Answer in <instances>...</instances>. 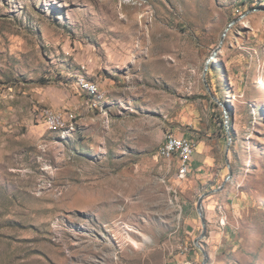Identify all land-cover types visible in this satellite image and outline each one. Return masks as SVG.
Masks as SVG:
<instances>
[{
  "label": "rangeland",
  "instance_id": "rangeland-1",
  "mask_svg": "<svg viewBox=\"0 0 264 264\" xmlns=\"http://www.w3.org/2000/svg\"><path fill=\"white\" fill-rule=\"evenodd\" d=\"M0 264H264V0H0Z\"/></svg>",
  "mask_w": 264,
  "mask_h": 264
},
{
  "label": "built area",
  "instance_id": "built-area-1",
  "mask_svg": "<svg viewBox=\"0 0 264 264\" xmlns=\"http://www.w3.org/2000/svg\"><path fill=\"white\" fill-rule=\"evenodd\" d=\"M52 123L57 124L55 121H52ZM73 123H75L74 120ZM165 135H167V144H160V148L166 159L173 155H180V166L177 176L183 178L191 169V159L195 152L196 142L194 140H185V135H175L171 132H167Z\"/></svg>",
  "mask_w": 264,
  "mask_h": 264
},
{
  "label": "bare ground",
  "instance_id": "bare-ground-1",
  "mask_svg": "<svg viewBox=\"0 0 264 264\" xmlns=\"http://www.w3.org/2000/svg\"><path fill=\"white\" fill-rule=\"evenodd\" d=\"M80 85L84 90L87 91L86 93L92 94V93L96 92V86L89 81L80 80ZM41 116L43 117L42 119L49 129L64 128L65 126H67L63 114L57 110L52 109V108L44 107L42 112H41ZM52 121H55L57 124H53ZM185 140H193V139L185 136ZM161 144H167V135L165 136V138ZM157 156L160 158L166 159V156H165V154H163V151L160 148V146L158 147V150H157ZM172 157L178 158V166H180V155H173L170 158H172ZM251 159L252 158L249 155V163L251 162ZM249 163H248V165H249Z\"/></svg>",
  "mask_w": 264,
  "mask_h": 264
},
{
  "label": "water",
  "instance_id": "water-1",
  "mask_svg": "<svg viewBox=\"0 0 264 264\" xmlns=\"http://www.w3.org/2000/svg\"><path fill=\"white\" fill-rule=\"evenodd\" d=\"M232 22H230L229 24H228V26L231 24ZM228 28V27H227ZM226 28V29H227ZM221 42V41H220ZM214 54V52H212V54L210 55V57L207 59V61H206V63H205V69L207 68V64H208V61H209V59L212 57V55ZM208 89V88H207ZM215 101H217L218 102V100H217V98L215 97V96H211ZM224 115L226 116V110L224 109ZM225 160L227 161V157H226V155H225ZM221 187H222V185L221 186H219V187H217V188H215V189H212V191H218L219 189H221ZM201 200H202V196H200L199 198H198V201H197V206H196V209H197V212H198V214H199V216H200V218H201V221H202V223L204 224V221H203V213H202V206H201Z\"/></svg>",
  "mask_w": 264,
  "mask_h": 264
},
{
  "label": "crops",
  "instance_id": "crops-1",
  "mask_svg": "<svg viewBox=\"0 0 264 264\" xmlns=\"http://www.w3.org/2000/svg\"><path fill=\"white\" fill-rule=\"evenodd\" d=\"M200 154V153H199ZM200 156V155H199ZM207 162L206 161H204V160H202L201 162L199 161V157L198 156H196V157H194V156H192V159H191V168H192V166H194L193 167V169L194 170H196V171H199V172H197V175H202L203 173H202V170H204L205 169V164H206Z\"/></svg>",
  "mask_w": 264,
  "mask_h": 264
},
{
  "label": "trees",
  "instance_id": "trees-1",
  "mask_svg": "<svg viewBox=\"0 0 264 264\" xmlns=\"http://www.w3.org/2000/svg\"><path fill=\"white\" fill-rule=\"evenodd\" d=\"M89 94V93H88ZM90 95V94H89Z\"/></svg>",
  "mask_w": 264,
  "mask_h": 264
}]
</instances>
